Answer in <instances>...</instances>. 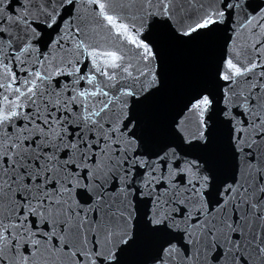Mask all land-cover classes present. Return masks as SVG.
I'll return each instance as SVG.
<instances>
[{
  "label": "water",
  "instance_id": "95a60500",
  "mask_svg": "<svg viewBox=\"0 0 264 264\" xmlns=\"http://www.w3.org/2000/svg\"><path fill=\"white\" fill-rule=\"evenodd\" d=\"M0 119V264H264V0H0Z\"/></svg>",
  "mask_w": 264,
  "mask_h": 264
},
{
  "label": "snow or ice",
  "instance_id": "6c2138e0",
  "mask_svg": "<svg viewBox=\"0 0 264 264\" xmlns=\"http://www.w3.org/2000/svg\"><path fill=\"white\" fill-rule=\"evenodd\" d=\"M108 20L110 23H113V19L111 16L108 17ZM211 23H214V21L211 19H207V20H205L204 23L198 24L196 26V28H204V27H207ZM123 27H124L123 25L120 26L121 29H123ZM195 30L196 29H192V31H195ZM189 34L190 33H185V35H189ZM149 52H150V50H149ZM112 59H113V61H115L117 59V57L113 55ZM229 66L231 67V64ZM225 79H227V76L225 77ZM209 104H210V101H209L208 97L204 96L200 101H198L196 104L193 105V108H199L201 106H207ZM2 119H7V117H4ZM2 119H0V123H2ZM0 139H3V137H0ZM0 162L7 163V158L5 157L4 160L0 161ZM12 166L14 167L15 165H12ZM12 179H14V177ZM154 223H159V221H156Z\"/></svg>",
  "mask_w": 264,
  "mask_h": 264
}]
</instances>
